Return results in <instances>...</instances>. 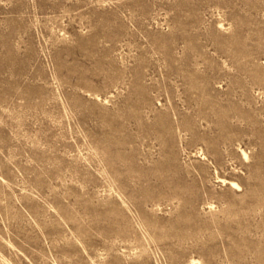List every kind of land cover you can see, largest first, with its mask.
Listing matches in <instances>:
<instances>
[{
	"label": "rangeland",
	"instance_id": "1",
	"mask_svg": "<svg viewBox=\"0 0 264 264\" xmlns=\"http://www.w3.org/2000/svg\"><path fill=\"white\" fill-rule=\"evenodd\" d=\"M0 264H264V0H0Z\"/></svg>",
	"mask_w": 264,
	"mask_h": 264
}]
</instances>
